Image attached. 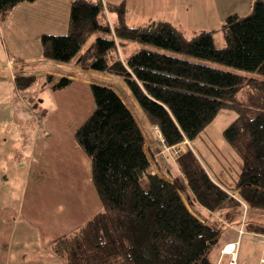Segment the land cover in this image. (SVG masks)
I'll use <instances>...</instances> for the list:
<instances>
[{
  "label": "trees",
  "instance_id": "obj_1",
  "mask_svg": "<svg viewBox=\"0 0 264 264\" xmlns=\"http://www.w3.org/2000/svg\"><path fill=\"white\" fill-rule=\"evenodd\" d=\"M33 1L0 0V22L17 4ZM104 11L114 15L112 23L103 20ZM219 31L224 44L217 47ZM39 41L45 60L122 79L166 146L192 141L219 110L233 111L223 134L242 162L234 182L240 189L237 200H228L229 187L214 180L192 150L176 163L195 200L208 211L242 201L264 212V81L213 65L264 76V0H253L246 14L228 15L220 29L191 37L162 20L126 25L123 2L72 0L67 32L42 34ZM129 43L140 48L120 55L119 48ZM34 80L17 79L16 89H27ZM56 82L54 88L72 81ZM90 91L94 108L74 138L90 159L101 210L57 237L53 254L63 264H208L223 229L197 219L173 184L148 171L144 137L119 95L94 84ZM247 228L264 234V225L248 220Z\"/></svg>",
  "mask_w": 264,
  "mask_h": 264
},
{
  "label": "rangeland",
  "instance_id": "obj_2",
  "mask_svg": "<svg viewBox=\"0 0 264 264\" xmlns=\"http://www.w3.org/2000/svg\"><path fill=\"white\" fill-rule=\"evenodd\" d=\"M252 1L106 0L104 4L123 2L125 23L128 26H140L162 20L181 30L184 36L191 37L201 31L220 29L225 18L232 13H248ZM105 14L109 16L106 11L103 15ZM112 15L110 14V17ZM105 18L107 17L104 16L103 20H106ZM97 36L99 34L93 36L89 42ZM214 43L217 47L223 46L224 41L220 31L215 33ZM139 48L138 43H129L124 48L120 47L118 52L123 56L124 53H131ZM55 65L65 70L63 77L56 72L57 75L49 76L51 80L48 83L46 79L48 75L37 78L34 74L32 77L35 80L31 86L25 90H18L15 100L11 99L12 102L5 100L4 93H0L2 102L0 104V204L6 201V205L11 210L18 209L17 213H21L22 217L26 215L30 220L35 221L34 223L43 224V230L52 232L51 237L60 234L61 230L58 229L67 224L70 217L77 216L80 211L92 215L101 210L91 182L90 159L74 138L76 129L94 108L90 85L112 87L124 102L132 104L130 92L122 79L76 67L72 63ZM213 65L247 78L264 81V76L256 73L224 65ZM60 78L72 82L54 88L53 84H56ZM243 97V93L237 94L239 101H242ZM132 111H135L133 107ZM141 113L144 116L142 111ZM137 118L145 135L144 150L148 154L150 173L163 174V171L170 170L175 174L177 169L180 179L185 182L176 159L187 150H192L209 175L229 187L228 200H237L240 189H234V182L241 171L242 162L223 134L224 129L235 118L233 111L219 110L192 141L184 140L172 147L164 145L156 126L150 125L148 121L143 122L139 115ZM170 183L177 192L180 191L174 182ZM183 197L186 205L190 206L189 200L185 195ZM227 204L224 203L214 211H210L211 218L207 223H216L222 229L229 225L238 226L235 241L226 243H236L237 262L242 264L241 258H248L250 259L248 263L264 264L262 259L257 262V254L263 253L264 256V234L247 228L248 220L256 225H264V212L253 209L242 201L238 205ZM24 217L20 223L22 231L26 234L25 231H29L27 228L29 222L25 221ZM88 217L90 216L82 221L79 220L80 223L84 224ZM68 227L62 228V231ZM239 242L241 245L238 258ZM226 244L221 247L216 264L221 262L223 256L229 261L230 255L222 254V248Z\"/></svg>",
  "mask_w": 264,
  "mask_h": 264
},
{
  "label": "crops",
  "instance_id": "obj_3",
  "mask_svg": "<svg viewBox=\"0 0 264 264\" xmlns=\"http://www.w3.org/2000/svg\"><path fill=\"white\" fill-rule=\"evenodd\" d=\"M71 1L72 0H35L30 3H20L12 9L5 21L0 22V93H4L5 100L9 102L15 100L16 92L18 91L15 82L23 76L27 78L36 74L38 78V76H44L45 74L48 76H55L59 73L58 75L62 77L65 75H63V72L66 73L65 70L55 65L56 63L47 62L42 59L39 38L42 34H65L67 32ZM100 1L104 3L106 0ZM104 16L112 23L114 15L110 17V14L109 16L105 14ZM108 88H111L117 93L114 88ZM8 93L12 96H9L10 94L7 95ZM9 97L10 100H8ZM1 103L0 96V104ZM124 104L130 110L145 139L144 131L140 126L137 115H139L143 122H147V120L142 115L133 99L131 105L126 102H124ZM132 107L137 115L132 111ZM145 154L146 156L148 155L146 152ZM163 172V174L158 172L156 174L169 182H174L180 189L178 192H180L179 195L184 203L185 200L183 195L189 200L190 206H187L185 203L188 210L201 222L210 224L207 223V221L210 220L211 217H209V215H211L212 212L199 205L186 183L182 178L180 179L177 174L179 173L177 169L175 171L176 175L171 173L170 170H165ZM222 185L225 186L224 184ZM17 210L18 209H15V211L11 210L10 207L6 205V201L4 204H0V264H63L52 252L51 246L53 241L62 234L82 225L83 223H80L79 220L82 221L86 219L87 216L91 217L93 215H90L91 213L88 215L86 211H80L77 213V216L70 217L67 224L62 225V227L58 229L59 231L61 230L60 234L51 237L50 233L52 232L43 230V224L38 225V223H34L35 221L30 220L26 215L23 217L25 221L29 222V225H27L29 231L26 230L25 234L22 231L23 228L20 223L23 217L21 213H17ZM81 215L83 217H81ZM59 227L60 225H58V228ZM66 227H68V229L62 231V228L64 229ZM237 229L238 226L235 225H229L223 228L219 242L208 256V264H216L220 256L221 247L228 242L235 241ZM54 230L56 231V229ZM250 237L252 238V236ZM14 238H16V240ZM252 240L255 239L252 238ZM240 245L241 242L238 244V258ZM257 255V262L261 259L264 262L263 253ZM249 260L248 258H241V263L254 264L248 263ZM219 264H228V258L223 256Z\"/></svg>",
  "mask_w": 264,
  "mask_h": 264
},
{
  "label": "built area",
  "instance_id": "obj_4",
  "mask_svg": "<svg viewBox=\"0 0 264 264\" xmlns=\"http://www.w3.org/2000/svg\"><path fill=\"white\" fill-rule=\"evenodd\" d=\"M235 249H236V243L235 244H232V243L226 244L222 248V254L230 255L228 264H240L237 262ZM242 264H245V263H242Z\"/></svg>",
  "mask_w": 264,
  "mask_h": 264
},
{
  "label": "water",
  "instance_id": "obj_5",
  "mask_svg": "<svg viewBox=\"0 0 264 264\" xmlns=\"http://www.w3.org/2000/svg\"><path fill=\"white\" fill-rule=\"evenodd\" d=\"M164 143V142H163ZM165 145V144H164ZM166 146V145H165Z\"/></svg>",
  "mask_w": 264,
  "mask_h": 264
}]
</instances>
